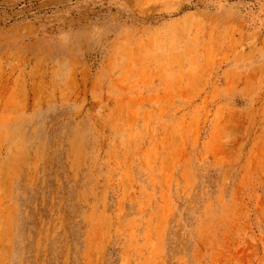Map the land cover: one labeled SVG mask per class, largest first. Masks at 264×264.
<instances>
[{
    "label": "rangeland",
    "instance_id": "1",
    "mask_svg": "<svg viewBox=\"0 0 264 264\" xmlns=\"http://www.w3.org/2000/svg\"><path fill=\"white\" fill-rule=\"evenodd\" d=\"M0 264H264V0H0Z\"/></svg>",
    "mask_w": 264,
    "mask_h": 264
}]
</instances>
